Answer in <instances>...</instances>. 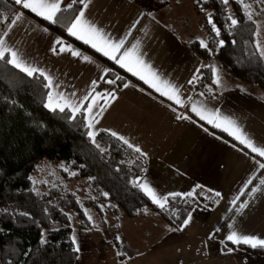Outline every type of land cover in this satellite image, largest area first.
I'll return each mask as SVG.
<instances>
[{"label":"crops","instance_id":"1","mask_svg":"<svg viewBox=\"0 0 264 264\" xmlns=\"http://www.w3.org/2000/svg\"><path fill=\"white\" fill-rule=\"evenodd\" d=\"M165 1L86 0L88 7L81 11L108 38L124 41L121 52L139 44L144 61L179 90L183 106L161 96L115 61L114 65L105 62L99 56L113 60L91 45L69 34L82 43L77 44L39 23L22 5L0 39L7 48L20 49L24 63L43 72L45 79L51 78L49 95L54 100L62 96L81 105L76 113L67 107L65 110L72 114L83 112L87 126L95 116L98 123L92 129L88 127V134L95 132L96 137L100 132H116L134 150L141 149L145 155L137 152V156L146 167L135 180L136 186L143 190V185L148 184L158 197L167 196L166 205L179 197L192 198L197 203L185 219L187 224L184 221L177 229L161 219L157 222L150 218L157 222L161 236L151 237L158 231L148 233L154 239L149 251L140 248L142 242L132 240L137 235L127 224L118 233L103 229L105 244L114 248L107 249L105 259L110 263L117 260L118 264H264V252L252 253L241 246L249 245L236 246L227 240L232 231L264 239V185L260 183L264 169L259 167L264 157L191 111L193 103L209 111L218 110L222 116L235 120L257 147L264 148V90L234 80L226 73H213V68H209L210 73L203 68L202 73L201 58L191 48L195 38L193 25L169 23ZM179 28L187 31L185 45L172 35ZM69 49L80 56L72 55ZM117 68L130 77L126 78ZM217 76L220 85L215 83ZM105 93H114L115 98L106 111L97 115L98 107L104 104L99 101L90 116L87 108L91 100L84 98ZM46 106L52 110L48 99ZM181 115L189 119H179ZM172 193L180 195L173 197ZM241 204L247 207L240 209ZM149 217L145 214L139 218ZM151 227L155 228V224Z\"/></svg>","mask_w":264,"mask_h":264},{"label":"trees","instance_id":"2","mask_svg":"<svg viewBox=\"0 0 264 264\" xmlns=\"http://www.w3.org/2000/svg\"><path fill=\"white\" fill-rule=\"evenodd\" d=\"M85 1L63 0L56 23L25 12L81 45L67 29ZM194 8L210 12V25L215 26L210 41L216 46L210 50L196 40L191 43L192 50L201 58H213L230 78L264 90V57L257 48L255 15L264 8V2L195 0ZM20 9L13 0H0V37ZM230 17L237 24L233 25ZM49 93L44 76H29L0 61V264H75L78 251L72 222L76 219L81 229H92L89 209L100 216L121 212L130 219L150 210L171 227L179 228L196 201L179 197L159 207L135 185L146 167L137 152L105 132L98 133L93 143L84 113L49 110ZM44 162L55 166L57 177L50 176L39 186L33 176ZM76 183L85 185L83 193L72 186ZM241 246L252 253L264 252L263 248Z\"/></svg>","mask_w":264,"mask_h":264},{"label":"snow or ice","instance_id":"3","mask_svg":"<svg viewBox=\"0 0 264 264\" xmlns=\"http://www.w3.org/2000/svg\"><path fill=\"white\" fill-rule=\"evenodd\" d=\"M62 2L63 0H15V3L22 5L24 9H28L32 13H35L36 16L42 17L44 20L50 21L52 23L57 22L58 14L62 11ZM73 2H75V0H73ZM241 2H243V0H241ZM261 2H264V0H261ZM224 3L227 4L228 0H224ZM68 7H71V4H69ZM83 7L86 9L88 4L84 3ZM244 7L246 9H250L251 5L244 4ZM248 17L249 19L252 18V12L250 10L248 11ZM19 19V16L16 17L17 21ZM231 23L235 25L237 24V21L235 19H231ZM67 30L71 36H74L77 39L82 40L84 43L91 45V47L96 49V51L101 52L104 56H107L109 59L115 61L120 65L121 68L126 69L128 72L132 73L133 76L138 77L140 80L144 81V83L149 85V87L155 89V91L160 93L161 96H165L169 100L174 101L177 105L183 106V101L179 95V90L168 81L161 79L159 74L153 70L152 66L144 61L139 53V44L133 45L131 49H126L121 52V49L124 47V41L121 40L119 42H115L108 38L105 33H103L99 28H97L85 18L84 11L79 12ZM216 32L217 35H219V29H216ZM57 43L62 42L57 41ZM201 43L203 44V42ZM221 44H223L222 41ZM203 46L207 47L206 44H203ZM257 48H260L259 44H257ZM69 51H71L72 55L74 56H80V53L77 51H73L71 49H69ZM260 55L264 56V49L261 50ZM84 59L88 60V57L85 56ZM0 61H6V63L11 64L20 71L27 73L29 76H33L37 72H39L42 76L45 75L43 72H40L39 69L30 67L24 63L17 51L5 46V41L3 39H0ZM46 79L48 80V86L52 87L51 78L46 77ZM107 82L113 83L112 80ZM215 83L220 85L221 81L219 76H217ZM125 87H127V85H125ZM114 98V93L86 96L84 98L85 101L91 100V106L87 108V112L91 116L94 107L99 104V101L103 100L104 104L99 106L97 111V115L102 114L109 106V102ZM60 101H62V103ZM48 107L53 111L59 109L61 112H63L67 107L70 108L73 113H76L80 111L81 105L78 103H72L67 98L62 96L57 100H54V97L50 94L48 96ZM191 111L199 116L201 120L206 121L213 127L219 128L222 131L228 133V135L234 137V139L239 141L240 144L245 145L253 153L258 154L260 157H264V148L257 147L255 143L244 134L243 130L237 125L235 120L226 116H222L218 110L209 111L203 106H198L195 103L192 104ZM179 119H189V117L181 115ZM95 123H98V121L96 120L95 116H92V118L89 119L88 127L90 129L94 128ZM95 135V132L89 133L93 143H95ZM111 135L123 140V142L127 144L129 148L133 147V145L130 144L128 140L124 139L122 136H118L116 132H111ZM97 147H99V145H97ZM135 151L141 153V155H145L141 152L139 147H136ZM259 167L264 169V163L260 164ZM248 183H251V181H248ZM260 183L264 185V180H261ZM143 190L151 197L154 203L159 205V207L164 208L166 206L168 200L167 196L163 198L158 197L156 192L148 184L143 185ZM255 191H259V189H256ZM171 195L175 197L179 196L180 194L172 193ZM216 195L219 196L220 193L217 192ZM246 207L247 205H240V209ZM190 219L191 217H188V220ZM186 224L187 221H185V225ZM227 240L236 245L246 244L252 248H264V239L254 236L239 235L236 231H232L231 234L227 236ZM76 251H79V247L76 248Z\"/></svg>","mask_w":264,"mask_h":264},{"label":"rangeland","instance_id":"4","mask_svg":"<svg viewBox=\"0 0 264 264\" xmlns=\"http://www.w3.org/2000/svg\"><path fill=\"white\" fill-rule=\"evenodd\" d=\"M194 3L195 0H166L165 10H167L168 13L167 17L170 18L168 19L170 21L169 23L184 22L185 26L186 25L189 26L190 24H192L193 26L191 27L195 31L192 32L193 36L195 37L193 38V42L196 40L200 43L203 42V44L209 46L211 50V48H213L216 45L212 44V42L210 41V36L214 37L213 35L214 27L212 28V26L210 25V21H211L210 12L196 11V9L194 8ZM263 9L264 8H260L258 9V11H256L259 14L254 13L257 16L256 17L257 35L259 38L258 44L260 45L259 52H261V50L264 49V13H260L263 11ZM175 32L176 34L174 33L172 34L174 39L183 40V43L180 41L181 45H183L184 41L186 40L185 33H187V31L185 29L179 28V30ZM20 51H21L20 49H17L18 54H20ZM210 61L201 58L202 68L200 69L202 70V73L204 70L203 68H213V73L216 74L224 73L217 61L214 62L213 58ZM50 176L54 178L57 177L55 166L47 162H44L38 167L37 172L33 176V181L40 186L41 184L47 182ZM72 186L80 189L81 193H83V190L85 191L86 189L84 184L76 183V184H72ZM145 214L148 215V217L150 216L148 220L143 218H138L137 220H132V221H130L129 219L128 222H126L127 217L123 216L121 212H110L107 213L105 216H100L96 211L89 209L87 210V215L88 218L89 217L91 218L89 219L93 224V227L90 230L81 229L79 227V222L76 219H74L72 222L73 240L75 242L76 247H79V255L75 264H84V263L118 264L117 260L111 261L110 263L108 259H105V256L108 254L107 249L109 247L111 249L114 248L113 246H109V244H105L103 229H106L107 232L118 233L120 230L122 231L124 229L125 224H127L130 229L136 232L137 236L134 237L132 240L142 242L143 244L141 245L140 248L144 250L150 249L151 248L150 244L154 239L148 237V233L158 231L156 234H154L151 237L159 238L161 236V232L156 224L157 222H162V221L160 220V218H158L157 215H155L150 210H147ZM123 218H125L124 221ZM150 218L155 219L157 222L154 221L153 223L150 220ZM153 224H155V228L151 227ZM115 248L116 250L118 249L117 247Z\"/></svg>","mask_w":264,"mask_h":264},{"label":"built area","instance_id":"5","mask_svg":"<svg viewBox=\"0 0 264 264\" xmlns=\"http://www.w3.org/2000/svg\"><path fill=\"white\" fill-rule=\"evenodd\" d=\"M203 94H206V92L203 91Z\"/></svg>","mask_w":264,"mask_h":264}]
</instances>
